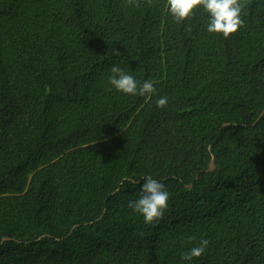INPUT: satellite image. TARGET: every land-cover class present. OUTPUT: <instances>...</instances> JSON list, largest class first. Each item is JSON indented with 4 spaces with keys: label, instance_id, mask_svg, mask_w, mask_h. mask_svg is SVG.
Instances as JSON below:
<instances>
[{
    "label": "trees",
    "instance_id": "trees-1",
    "mask_svg": "<svg viewBox=\"0 0 264 264\" xmlns=\"http://www.w3.org/2000/svg\"><path fill=\"white\" fill-rule=\"evenodd\" d=\"M240 2L225 37L166 0H0V264H264V0Z\"/></svg>",
    "mask_w": 264,
    "mask_h": 264
},
{
    "label": "clouds",
    "instance_id": "clouds-1",
    "mask_svg": "<svg viewBox=\"0 0 264 264\" xmlns=\"http://www.w3.org/2000/svg\"><path fill=\"white\" fill-rule=\"evenodd\" d=\"M242 7L240 0H166L167 12L180 22L191 18L197 8H202L208 16L207 31L225 37L244 24ZM112 73L109 83L117 92L151 98L157 91L153 80L146 79L141 82L125 68L114 66ZM156 103L158 107L166 106L168 96L159 97ZM143 180L138 198L130 200L128 206L140 213L146 223H153L164 216L169 206L170 192L161 180L152 175L143 176ZM208 245V239H201L198 245L184 252L181 259L186 262L193 261V258L205 253Z\"/></svg>",
    "mask_w": 264,
    "mask_h": 264
},
{
    "label": "water",
    "instance_id": "water-1",
    "mask_svg": "<svg viewBox=\"0 0 264 264\" xmlns=\"http://www.w3.org/2000/svg\"><path fill=\"white\" fill-rule=\"evenodd\" d=\"M214 164L213 162L210 163V168H213Z\"/></svg>",
    "mask_w": 264,
    "mask_h": 264
}]
</instances>
